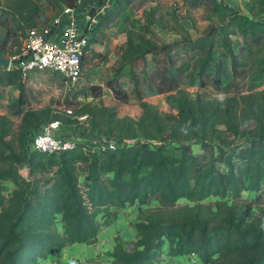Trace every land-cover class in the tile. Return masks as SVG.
<instances>
[{"label":"trees","instance_id":"16d2710c","mask_svg":"<svg viewBox=\"0 0 264 264\" xmlns=\"http://www.w3.org/2000/svg\"><path fill=\"white\" fill-rule=\"evenodd\" d=\"M46 1L53 6L71 7L78 0ZM135 1L113 0L99 16L94 32L119 18L118 30L126 39L111 54L113 73L105 87L119 101L133 94L142 107L137 118L119 117L114 109L91 102L70 114L51 106L32 108L28 105L31 90L19 72L0 68V89H18L8 112L0 114V264H38L40 259L66 246L94 244L101 226L97 220L101 211L109 214L110 208H123L135 201L145 205L151 196L165 207L180 198L199 201L208 195L225 197L264 187V90L223 98H205L199 93L193 96L180 88L189 74L179 62L183 55L199 52L197 78L214 64L220 68V62H228L233 69L241 64L235 39L237 35L264 39V0H243L248 13L226 1L209 0L212 12L227 14L220 28L210 27L196 39L180 38L169 44H160L150 26L136 30L129 25V18L123 13ZM206 1L191 0V5L197 7ZM101 4L102 0H98L97 6ZM157 12L153 8L146 12L150 23L161 32L174 31L167 29L164 17ZM40 16L38 0H0V25L6 23L0 39L2 53L6 54L8 42L12 45L9 53H14L20 37ZM172 19L180 27L174 14ZM94 32L86 53L103 60L101 53L92 51L99 43ZM216 50H221L222 55L216 57ZM147 55L152 56L156 83L149 82L146 73L141 72V78L136 75V68L132 69V65H147ZM261 62L264 70V49ZM128 66L131 91L119 84V76ZM212 83L220 86L218 72ZM96 85L75 90L72 96H86L88 92L96 95ZM167 90L175 91L167 97L178 110L177 115L164 116L143 100ZM83 115L89 122V131L83 134L115 138L126 134L141 143L99 152L84 151L81 146L50 155L27 151L30 131L55 120L68 128L79 127L85 120L77 117ZM11 116L20 118L16 127ZM220 133L246 137L248 144L231 151L219 148L211 161L201 162L192 153L190 141L199 139L203 145L208 144ZM151 142L159 144L150 146ZM168 143L173 144L175 151L166 149ZM217 165L225 166L226 171L219 170ZM20 168L28 169L29 180L19 175ZM48 168L53 169V179L45 175L31 183L30 177ZM6 182L13 185L8 193ZM186 209L187 214L158 212L147 217L145 222L136 224L140 236L130 249L117 242L108 255L116 264H154L160 260L166 244L170 258L185 259L194 254L202 264H215L223 254L236 253L240 256L237 264H264V218L253 226L245 223L243 216L229 215L213 224L214 212L209 208L203 211L200 205H194Z\"/></svg>","mask_w":264,"mask_h":264},{"label":"rangeland","instance_id":"374dc122","mask_svg":"<svg viewBox=\"0 0 264 264\" xmlns=\"http://www.w3.org/2000/svg\"><path fill=\"white\" fill-rule=\"evenodd\" d=\"M80 1V0H78ZM98 0H85L90 15L96 12ZM104 1L109 0H102ZM222 1V0H220ZM232 5L239 7L242 13H248L243 5V0H223ZM41 5V14L48 15L58 14L59 6H53L46 0H38ZM112 3L109 2V5ZM156 4H159L160 7ZM158 11L157 14L164 17L167 24V29H174V31H162L156 33L155 25L151 24L149 19L146 18V12ZM124 14L129 18V25L136 30L141 29L142 26H150L156 34V38L160 44H169L170 42L184 38L193 40L206 33L210 27H214L217 30L220 28L227 14H215L210 10L209 0L203 3L200 8H192L190 0H137L131 3L129 9L124 11ZM175 15L179 20L178 27L172 19V15ZM91 15V16H92ZM44 16V15H43ZM119 20L114 21L113 24L107 26L106 35L103 40V45H94L93 52L96 53H110L107 62H102L100 57L91 58L89 53H86L85 64L83 69V75L80 83L76 85V88L66 87L58 74L52 72H37L29 77L26 81V86L31 90V98L28 105L32 108H40L43 106H51L58 110H74L80 107L86 102L94 104H102L104 106L114 109L119 117L130 116L137 118L142 112L141 102L135 99L133 94L129 99H120V101L112 94V92L105 87L106 81L112 77V53L117 52L119 43L122 42L125 37L120 35L114 37L112 32L118 25ZM40 24V23H39ZM6 23L0 25V39L3 36ZM11 43L6 44V54H10ZM16 47L13 48V51ZM235 49L239 56L240 63L234 69L231 68L229 63L220 62V68H216L214 64L210 70L202 77L197 78V70L199 66V52H195V55L189 56L183 55V59L179 62L183 63L187 73V82L180 88L188 92L191 95L196 93L201 94L205 98H223L231 95H241L250 92H258L264 90V70L261 62L262 51L264 49V39L262 36H258L257 40H253L249 36L237 35L235 39ZM222 55L221 50H216V57ZM189 56V57H188ZM177 61V64L179 63ZM216 62V61H215ZM107 63V64H106ZM222 65V67H221ZM1 68V67H0ZM136 68V75L141 77V72L146 73L149 76V82H157V74L154 71L152 56H148L147 65L140 64L138 67L132 65V69ZM130 67H125L119 76V84L127 91H131V82L128 79ZM148 72V73H147ZM220 75V86L216 87L212 81L213 76ZM142 78V77H141ZM188 81H194L188 83ZM90 84L96 85L98 93L96 95L88 92L86 96L73 97L72 93L75 90L81 88H87ZM2 95L0 96V114H6L8 112V106L18 96V89L16 86L1 87ZM175 91L167 90L164 93L156 95H148L144 97V102L154 105L157 110L164 116L177 115L178 110L174 103L168 99V95L174 94ZM143 101V100H142ZM16 127L20 121L19 117L11 116ZM88 120L85 123H81L79 127H69L71 132H77L83 134L89 131ZM87 127V128H86ZM223 128V126H220ZM125 135H121L122 138H126ZM193 140V139H192ZM190 141L191 151L198 156L201 162H209L216 156L218 149L231 151L235 147H243L248 144L246 137L229 135L228 133H220L217 138L211 140L208 144H202L200 142ZM162 143V142H160ZM159 142H151V146H155ZM172 143L166 144L168 151H175ZM218 169L225 172L226 167L223 165H217ZM52 168H48L44 173L35 174L30 180H38L43 176H47L51 179ZM79 179L82 177V172H78ZM110 176V175H108ZM33 180L31 183H33ZM13 185L9 182L5 183V192L8 193ZM194 205H200L203 211L211 210L214 212L212 215V223L222 222L229 215L243 216L245 223L250 225H256L264 218V187L258 191L244 190L239 194L230 193L228 196L221 197L215 195H208L203 199L189 200L187 198L178 199L173 205L160 206L154 196H151L145 205H141L138 202L126 204L123 208H110L109 214L106 211H101L97 215V220L101 223L97 241L94 244L87 245L91 247L88 253L89 255H80L84 249L83 247H72L69 245L66 248L55 252L45 259H40L38 264H116L109 252L114 250L115 244L118 242L121 246L130 249L134 241L140 236V233L136 229V224L139 222H145V219L154 213L162 212L165 215L177 212L179 214H187V207ZM61 230V225H58ZM77 249V251H75ZM163 252L160 255V260L154 264H202L196 255L190 254L181 259L170 258V255L166 253V244L163 248ZM75 251V252H74ZM240 262V256L236 253L223 254L219 259H216L215 264H237Z\"/></svg>","mask_w":264,"mask_h":264},{"label":"built area","instance_id":"2783aa9c","mask_svg":"<svg viewBox=\"0 0 264 264\" xmlns=\"http://www.w3.org/2000/svg\"><path fill=\"white\" fill-rule=\"evenodd\" d=\"M109 2L110 0L104 1L96 7V16L106 11ZM77 6H62L61 15H67L64 19L56 16L46 25L35 23L29 27L20 37L17 50L7 56L8 69H16L21 80H26L31 73L48 71L58 74L66 87L78 85L83 75V59L94 32L96 17L90 16L87 7L85 23L81 25L76 17ZM66 112L70 114L71 110L67 109ZM86 117L83 115L77 118L85 120ZM140 143V139L130 137L115 138L71 132L60 121L55 120L30 131L26 146L28 152L39 151L50 155L78 146L84 151L99 152L133 147Z\"/></svg>","mask_w":264,"mask_h":264},{"label":"crops","instance_id":"0c3cea01","mask_svg":"<svg viewBox=\"0 0 264 264\" xmlns=\"http://www.w3.org/2000/svg\"><path fill=\"white\" fill-rule=\"evenodd\" d=\"M111 1H113V0H110V2ZM84 5H83V4ZM86 2H85V0H80V1H77V3H76V5H78L77 6V9H76V17H77V20H78V22L79 23H81V25L82 24H84L85 23V15H86V12H85V10H86V8H87V5L85 4ZM190 4H191V0H190ZM156 5H159V4H156ZM160 6V5H159ZM192 6V5H191ZM200 7H202V5H199V6H197V7H193L192 6V8H200ZM61 7H59V11H58V14H57V12H56V14H53V12L52 13H50V14H48V15H46L45 16V14H41V16H40V19L39 20H37L35 23H40V24H43V25H46V24H48L54 17H56V16H61L63 19L64 18H66L67 17V15H61ZM128 10V9H127ZM126 12V11H125ZM96 12H94V14L91 16V17H93V16H95L96 18H95V20H96V22H95V24L97 23V20H98V18H99V16H101V14H98L97 16H96V14H95ZM124 14V13H123ZM44 15V16H43ZM117 20H119V18L118 19H116V21ZM95 24H94V26H95ZM111 24H113V23H110V25ZM119 24V23H118ZM108 26V25H107ZM107 26H103V27H100L97 31H96V33L94 34L95 35V38H96V40H98V44H97V46H101L102 47V45H103V38L106 36V35H104V32H106L107 30H109V29H107ZM115 29V31L114 32H112L113 34H114V37H118V36H120V35H123L124 37H125V39H126V36H125V34L124 33H119V30H118V25L116 26V28H114ZM152 29V28H151ZM153 30V29H152ZM154 30H156V33L158 34V33H160L161 31L156 27ZM154 30H153V32H154ZM125 39L122 41V42H120L119 43V45L121 44V43H123L124 41H125ZM119 47V46H118ZM96 53V52H95ZM102 54V56H104V59L102 60V58L100 57V59L102 60V62H107V59H108V56L110 55V53H107V54H105V53H101ZM90 56H91V54H89ZM7 56H9V55H7ZM148 56L149 55H147L146 56V64L148 63ZM151 56V55H150ZM95 57H97V56H94V57H92L93 59L95 58ZM107 64V63H106ZM33 74H35V73H31L30 75H29V77H31ZM28 77V78H29ZM27 78V79H28ZM26 79V80H27ZM30 79V78H29ZM26 80H23V81H26ZM108 89V88H107ZM110 90V89H109ZM111 91V90H110ZM144 100V99H143ZM83 247L82 249H84V251L80 254V255H89L88 253H90L89 251L90 250H88V249H91V247H88L85 243H77V244H74V245H72V247ZM66 247H68V246H66ZM65 247V250L67 249H69V248H66ZM88 248V249H87ZM75 251H77V249H75ZM74 251V252H75ZM174 259H181L180 257L179 258H174Z\"/></svg>","mask_w":264,"mask_h":264},{"label":"water","instance_id":"95a60500","mask_svg":"<svg viewBox=\"0 0 264 264\" xmlns=\"http://www.w3.org/2000/svg\"><path fill=\"white\" fill-rule=\"evenodd\" d=\"M0 67L3 69H8L9 67V58L5 57L2 51L0 50ZM192 142H199V139H193ZM19 175L25 179L29 180V171L27 168H20L18 170Z\"/></svg>","mask_w":264,"mask_h":264},{"label":"clouds","instance_id":"9594fccd","mask_svg":"<svg viewBox=\"0 0 264 264\" xmlns=\"http://www.w3.org/2000/svg\"><path fill=\"white\" fill-rule=\"evenodd\" d=\"M222 98V97H221Z\"/></svg>","mask_w":264,"mask_h":264}]
</instances>
